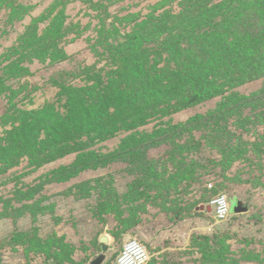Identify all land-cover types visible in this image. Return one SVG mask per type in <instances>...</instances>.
I'll return each instance as SVG.
<instances>
[{
    "label": "rangeland",
    "instance_id": "obj_1",
    "mask_svg": "<svg viewBox=\"0 0 264 264\" xmlns=\"http://www.w3.org/2000/svg\"><path fill=\"white\" fill-rule=\"evenodd\" d=\"M158 4L0 0V136L24 109L58 99L57 83H83L86 65L116 67L99 45L104 37L114 42L115 15L125 21ZM53 44L65 59L51 60ZM262 90L264 77L163 116L141 129L170 131V139L161 134L164 142L144 154H122L68 179L48 181L64 167L71 172L76 153L33 170L27 162L10 169L0 176V264H99L102 254L100 264H117L131 238L147 246L149 264H264V110L235 106ZM122 138L97 147L114 150ZM222 192L237 216L227 221L199 210ZM238 198L249 211L242 213Z\"/></svg>",
    "mask_w": 264,
    "mask_h": 264
},
{
    "label": "trees",
    "instance_id": "obj_2",
    "mask_svg": "<svg viewBox=\"0 0 264 264\" xmlns=\"http://www.w3.org/2000/svg\"><path fill=\"white\" fill-rule=\"evenodd\" d=\"M119 16L110 23L114 42L99 43L116 67L104 73L86 65L83 83H57V101L21 111L0 136V176L23 162L33 170L76 153L71 172L64 167L48 180L60 181L122 154H144L170 131L142 127L264 77V0H159L145 15ZM129 25L137 28L122 31ZM51 51L54 62L67 57L56 44ZM238 105L264 110V90ZM119 135V148L97 147Z\"/></svg>",
    "mask_w": 264,
    "mask_h": 264
},
{
    "label": "built area",
    "instance_id": "obj_3",
    "mask_svg": "<svg viewBox=\"0 0 264 264\" xmlns=\"http://www.w3.org/2000/svg\"><path fill=\"white\" fill-rule=\"evenodd\" d=\"M210 206L217 221H224L230 217V200L227 194L216 195ZM151 255L147 246L137 238H131L122 246L117 258V264H149Z\"/></svg>",
    "mask_w": 264,
    "mask_h": 264
},
{
    "label": "water",
    "instance_id": "obj_4",
    "mask_svg": "<svg viewBox=\"0 0 264 264\" xmlns=\"http://www.w3.org/2000/svg\"><path fill=\"white\" fill-rule=\"evenodd\" d=\"M238 204H239V206H240V209H241V211H242V213H245V212H247V211H249V204H248V202L247 201H245V200H243V199H240V198H238ZM205 209H207L209 212H211L212 211V207L209 205V206H205V205H203V206H201L200 208H199V210H205ZM108 236L107 235H102L101 237H100V241H101V243H102V249H103V251H107L108 249H109V245H108ZM105 259V255L104 254H102L100 257H99V264L103 261Z\"/></svg>",
    "mask_w": 264,
    "mask_h": 264
}]
</instances>
